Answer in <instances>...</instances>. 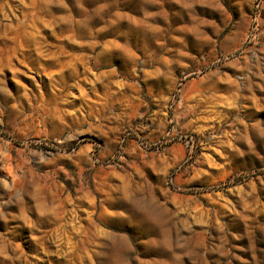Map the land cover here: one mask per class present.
Wrapping results in <instances>:
<instances>
[{
	"label": "rangeland",
	"instance_id": "rangeland-1",
	"mask_svg": "<svg viewBox=\"0 0 264 264\" xmlns=\"http://www.w3.org/2000/svg\"><path fill=\"white\" fill-rule=\"evenodd\" d=\"M0 264H264V0H0Z\"/></svg>",
	"mask_w": 264,
	"mask_h": 264
}]
</instances>
